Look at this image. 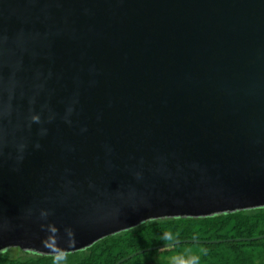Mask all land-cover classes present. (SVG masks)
<instances>
[{
    "label": "water",
    "instance_id": "water-1",
    "mask_svg": "<svg viewBox=\"0 0 264 264\" xmlns=\"http://www.w3.org/2000/svg\"><path fill=\"white\" fill-rule=\"evenodd\" d=\"M258 208L264 0H0V252Z\"/></svg>",
    "mask_w": 264,
    "mask_h": 264
},
{
    "label": "trees",
    "instance_id": "trees-1",
    "mask_svg": "<svg viewBox=\"0 0 264 264\" xmlns=\"http://www.w3.org/2000/svg\"><path fill=\"white\" fill-rule=\"evenodd\" d=\"M261 235L264 208L213 217L165 218L107 236L71 253L39 255L9 248L0 252V264H116L134 253L120 264H264ZM173 242L179 243L162 246ZM156 246L161 247L139 253ZM14 250L21 255H13Z\"/></svg>",
    "mask_w": 264,
    "mask_h": 264
},
{
    "label": "rangeland",
    "instance_id": "rangeland-1",
    "mask_svg": "<svg viewBox=\"0 0 264 264\" xmlns=\"http://www.w3.org/2000/svg\"><path fill=\"white\" fill-rule=\"evenodd\" d=\"M13 255L17 256V255H21V253H19L17 250H14Z\"/></svg>",
    "mask_w": 264,
    "mask_h": 264
}]
</instances>
